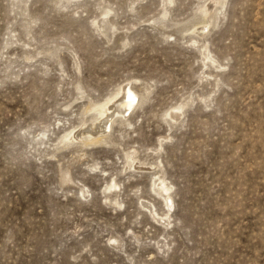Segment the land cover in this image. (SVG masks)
Returning <instances> with one entry per match:
<instances>
[{"label":"rangeland","instance_id":"1","mask_svg":"<svg viewBox=\"0 0 264 264\" xmlns=\"http://www.w3.org/2000/svg\"><path fill=\"white\" fill-rule=\"evenodd\" d=\"M211 4L0 0V264H264V0Z\"/></svg>","mask_w":264,"mask_h":264},{"label":"bare ground","instance_id":"2","mask_svg":"<svg viewBox=\"0 0 264 264\" xmlns=\"http://www.w3.org/2000/svg\"><path fill=\"white\" fill-rule=\"evenodd\" d=\"M217 2H219V0H211V5H213V3L215 4H217ZM209 6V5H208ZM208 8L209 7H206V9H205V13H208L209 12V10H208ZM199 30H201V29H199ZM126 87V86H125ZM124 88V87H123ZM127 91V90H126ZM124 92H125V89H118L115 93V95L114 96H112V97H110V98H108L106 101H105V103L104 104H101V105H95V106H93V107H91V109L90 110H93V111H95V119L93 120V121H95V120H101L102 118H104L102 121H103V123H104V120H105V118H108L107 119V121L105 122V123H107V125L105 126V123H104V130H100L101 131V133H100V135H98L99 133H97V131L95 132V133H92V135H90L91 134V132L89 131V128H88V131H84V132H81V134H74V135H72L71 136V138H70V140H69V142H71V141H75L76 139H79L80 137H82L83 138V136L84 135H86L88 132L90 133L89 135H87V137H84L83 139V141H86V139H87V142L88 143H90V142H101L102 140H103V137H104V135L106 134V133H108V131H110L111 130V128H112V126H113V124L117 121V119L119 118V117H121V118H124L125 116H127L128 115V113L130 112V111H134V109L140 104V99H139V97H138V95H137V93L135 92H129V93H127V95H126V93L124 94ZM123 94V95H122ZM121 95L122 96H126V97H124V99L123 98H121ZM119 98H121L122 99V101H118L117 99H119ZM121 99H119V100H121ZM112 104V105H111ZM183 105H180L179 107H177L176 109H174V110H172L171 112H169L168 113V117H169V119L170 120H172V121H174V122H177L180 118H181V116H182V114H183ZM111 110H113L112 112H111ZM122 112L124 113V116H122L121 114H122ZM89 113V112H88ZM126 118V117H125ZM108 121H110V123H109V125H108ZM101 122V121H100ZM102 123V122H101ZM98 126H99V124H98ZM101 126H102V124H101ZM86 127V126H85ZM84 127V128H85ZM89 127V126H88ZM100 127V126H99ZM84 128H83V130H84ZM98 129H100V128H98ZM97 129V130H98ZM76 131V130H75ZM99 130H98V132H100ZM93 132H94V130H93ZM104 132H106V133H104ZM79 133V132H78ZM97 133V134H96ZM68 139H69V137H68ZM65 140V139H64ZM82 140V139H81ZM79 141V140H78ZM64 142V141H63ZM85 145V144H84ZM129 158H130V161L133 163L132 165H131V163H128L127 164V166H129V167H133L134 166V162H135V159L133 158V156L132 155H129L128 156ZM136 163V162H135ZM139 163V162H138ZM136 165V164H135ZM142 165V164H141ZM141 165H140V167H141ZM139 167V166H138ZM142 167H143V165H142ZM134 169H138V168H134ZM140 169V168H139ZM142 169H145L144 167L142 168ZM142 169H141V171H142ZM148 169V168H147ZM150 169V168H149ZM156 188H157V193L159 194V195H161L162 197H164L165 199H168L169 197H170V195H169V192H170V188H169V186L166 184V182H165V179H163L162 177H160V178H158L155 182H154V184H153ZM118 187V184H116V183H114L112 186H110L109 187V190H112V189H115V188H117Z\"/></svg>","mask_w":264,"mask_h":264}]
</instances>
